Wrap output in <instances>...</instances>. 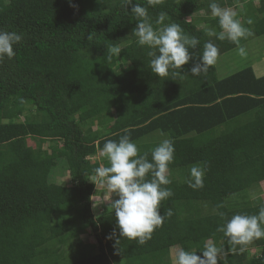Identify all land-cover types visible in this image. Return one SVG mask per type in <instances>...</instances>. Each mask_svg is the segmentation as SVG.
Here are the masks:
<instances>
[{
    "label": "trees",
    "instance_id": "obj_1",
    "mask_svg": "<svg viewBox=\"0 0 264 264\" xmlns=\"http://www.w3.org/2000/svg\"><path fill=\"white\" fill-rule=\"evenodd\" d=\"M241 1L218 0L221 7ZM134 2L148 9L155 27L166 12L165 24H179L199 39L180 75L172 74L180 72L175 69L163 78L152 72L150 49L136 43L137 21L123 0H0V30L22 36L16 55L0 60V264H175L172 247L200 254L213 239L231 249L217 226L264 206L259 195L250 198L264 181V76L244 67L219 78L215 65L199 77L190 73L205 42L221 56L264 36V0L243 12L240 22L252 35L238 43L208 35L222 31L209 15V0H164L155 7ZM200 20L209 28L199 30ZM112 47L122 48L120 54ZM125 129L149 160L165 138L175 148L171 183L164 186L173 195L161 202L164 222L143 245L126 237L115 245L116 223L99 227L92 213L96 188L90 178L108 160L91 157L107 140L118 142ZM59 161L70 185L50 179ZM193 166L205 169L202 188L189 186ZM85 229L96 246L82 241ZM114 229L116 236L106 239ZM240 247L228 252L226 264H264V238L243 252ZM252 247L257 254H249Z\"/></svg>",
    "mask_w": 264,
    "mask_h": 264
},
{
    "label": "clouds",
    "instance_id": "obj_2",
    "mask_svg": "<svg viewBox=\"0 0 264 264\" xmlns=\"http://www.w3.org/2000/svg\"><path fill=\"white\" fill-rule=\"evenodd\" d=\"M164 0H147L149 6L160 5ZM261 0H257L259 6ZM124 6H131V12L137 21L136 27L132 30L137 37L136 43L140 46H147L150 50L147 55L151 57L149 66L158 77H168L170 69L180 70L173 72V75H180L182 66L189 63L196 56L190 49H196L200 41L195 36L186 34L181 26L176 23L165 24L168 19L166 12H160L155 20V27L148 9L134 0H123ZM209 9L213 18H218L222 31L219 33L210 30L209 36L223 41L226 38L238 43L242 38L252 35L250 29L246 28L239 19L238 13L228 7H221L218 0H209ZM248 24L252 20L247 21ZM22 39L21 34L15 31L0 30V60L5 56L13 58L16 53L14 45ZM122 48L112 47L111 53L119 55ZM241 56L246 55L244 47H238ZM219 56L218 47L211 41L205 42L202 55H199L198 62L190 68L193 76L206 74L209 67L216 64ZM130 129H125V134L117 141L107 140L100 149L99 156L107 158L108 166L101 165L94 169L95 175L92 182L99 184L106 189L107 202L116 218L118 237L115 238V245H119V238L126 237L129 240H137L141 245L151 239L152 233L160 227L165 215L160 213V206L163 200L173 195L169 185L171 180L168 177L169 165L174 160V142L171 139H163L149 153L140 154L136 143L130 138ZM205 169L201 166H193L190 169L191 180L189 186L202 188L204 186ZM151 176V178H147ZM220 207V206H218ZM169 209L168 217L172 215ZM223 219L225 214L219 212ZM217 232L223 233L231 249L226 250L213 239H208L200 254L197 251L186 250L180 247L175 253V264H226V257L229 251H236V246L243 252L244 245L254 239L264 238V206L257 214L249 215L237 213L231 218L225 219L224 223L217 226ZM113 233L106 236V239H113ZM117 251H120L117 248Z\"/></svg>",
    "mask_w": 264,
    "mask_h": 264
},
{
    "label": "rangeland",
    "instance_id": "obj_3",
    "mask_svg": "<svg viewBox=\"0 0 264 264\" xmlns=\"http://www.w3.org/2000/svg\"><path fill=\"white\" fill-rule=\"evenodd\" d=\"M257 4V0H242L241 3L236 4L235 6H224L228 8L234 9L238 15L237 19H241V15L245 11L246 7L248 5H251L252 7ZM200 13V12H199ZM198 13V14H199ZM201 16L204 15V12L200 13ZM210 17L211 13L209 14ZM200 16V15H199ZM202 18V17H200ZM189 19V18H187ZM205 22L197 23V28L200 29H206L209 28L208 24H204ZM244 47L246 50V55L241 56L238 52V49L236 50L234 57L230 56L229 59L227 56H219L217 61H230L229 65L225 66L227 67L226 70H224V74H228L234 70H237L238 68L245 65V61H249L251 59L256 58L257 56H261L264 54V36H252L250 38H247L244 42L241 41L239 44V47ZM215 67L219 68L218 64L216 63ZM117 68V67H116ZM217 75H222L221 69H216ZM30 112L34 114V109H30ZM29 115V114H28ZM30 116V115H29ZM115 116V114H114ZM31 117V116H30ZM95 122V121H93ZM96 127V126H94ZM27 143L30 147L36 148L35 140L32 138L27 139ZM47 147V143L42 145V148L45 149ZM42 149V150H43ZM93 161H102L105 158H102L97 154L94 157H91ZM169 177V174H168ZM50 179L53 182H60L65 181L67 185H70L69 175L68 172L62 167L61 161L58 162L56 167L51 171ZM92 180V177L90 178V181ZM92 182V181H91ZM94 183V182H93ZM95 184V183H94ZM96 193L91 198V206H92V213L95 218V221L99 225V227L108 226L110 224L116 223L115 215L110 207V204H108L107 200V192L106 189L102 188L99 184L95 185ZM254 190L250 192V198H254L255 196L259 195L262 199H264V181H262L259 186L256 188H253ZM205 209V208H204ZM207 209L203 210V213H206ZM82 241L87 246H96V240L92 236V233L89 229H85L81 235ZM73 241H71L67 247H65L66 251H69V249L72 247ZM93 246V247H94ZM257 247H252L249 249V254H257L258 253ZM177 249L175 247H172L170 249V253L172 256H175Z\"/></svg>",
    "mask_w": 264,
    "mask_h": 264
},
{
    "label": "crops",
    "instance_id": "obj_4",
    "mask_svg": "<svg viewBox=\"0 0 264 264\" xmlns=\"http://www.w3.org/2000/svg\"><path fill=\"white\" fill-rule=\"evenodd\" d=\"M235 6V5H234ZM247 10V7H246V9H245V11ZM244 11V12H245ZM201 13V12H200ZM198 14V16L200 15L201 16V14ZM239 15H243V14H239ZM202 23L204 22L203 20H200ZM205 24V23H204ZM238 47L239 46H237L235 49H233V50H231V51H229V52H227V53H225V54H223V56H227L228 57V59H229V57L231 56H233L234 57V55H236L235 54V52H236V50L238 49ZM222 56V55H221ZM230 60V59H229ZM217 64H218V66H219V68H217V67H215L216 69H221V73H222V75H218V77L219 78H221V77H225V76H227V75H229V74H232V73H234V72H236V71H238V70H240V69H242V68H244V67H250L251 69H252V71H253V74H254V76L256 77V78H260V77H263L264 76V54H262L261 56H257L256 58H254V59H251V60H249V61H245V65L244 66H242V67H240V68H238L237 70H234V71H232V72H230V73H228V74H224V70H226V66H225V64L228 66L229 65V63H230V61H217L216 62ZM216 65V64H215ZM170 257H172V258H174V256H172V254L170 253Z\"/></svg>",
    "mask_w": 264,
    "mask_h": 264
},
{
    "label": "bare ground",
    "instance_id": "obj_5",
    "mask_svg": "<svg viewBox=\"0 0 264 264\" xmlns=\"http://www.w3.org/2000/svg\"><path fill=\"white\" fill-rule=\"evenodd\" d=\"M150 118V117H149Z\"/></svg>",
    "mask_w": 264,
    "mask_h": 264
}]
</instances>
